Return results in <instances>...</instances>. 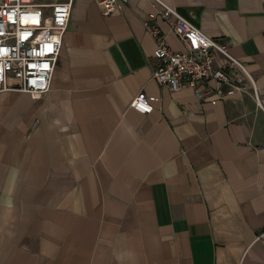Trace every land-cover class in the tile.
Returning <instances> with one entry per match:
<instances>
[{"label": "crops", "instance_id": "1", "mask_svg": "<svg viewBox=\"0 0 264 264\" xmlns=\"http://www.w3.org/2000/svg\"><path fill=\"white\" fill-rule=\"evenodd\" d=\"M164 1L228 44L260 102L249 80L156 82L151 0H74L49 91L0 92V264H264V0Z\"/></svg>", "mask_w": 264, "mask_h": 264}, {"label": "built area", "instance_id": "2", "mask_svg": "<svg viewBox=\"0 0 264 264\" xmlns=\"http://www.w3.org/2000/svg\"><path fill=\"white\" fill-rule=\"evenodd\" d=\"M73 1L0 0V92L19 90L37 98L49 91L62 39L69 28ZM151 1L155 10L146 15L143 24L156 41L154 56L159 65L152 75L156 82L175 92L183 86L214 79L218 86L228 87L227 95H233L243 91L242 82L249 80L260 102L256 81L246 66L231 55L226 42L208 36L168 2ZM127 3L128 0H100L99 4L103 13L110 15L122 12ZM159 18L186 49L170 48ZM218 55L224 61L216 68ZM155 100L158 98L140 92L133 96L130 107L147 114L153 110Z\"/></svg>", "mask_w": 264, "mask_h": 264}]
</instances>
